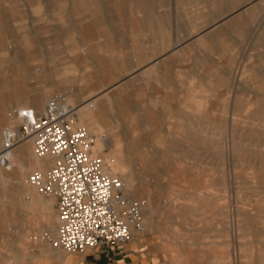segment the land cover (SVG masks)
I'll return each instance as SVG.
<instances>
[{"label":"rangeland","instance_id":"1","mask_svg":"<svg viewBox=\"0 0 264 264\" xmlns=\"http://www.w3.org/2000/svg\"><path fill=\"white\" fill-rule=\"evenodd\" d=\"M56 93L149 201L137 234L162 264H264V0H0V143ZM14 166L0 264H52L55 201Z\"/></svg>","mask_w":264,"mask_h":264},{"label":"built area","instance_id":"2","mask_svg":"<svg viewBox=\"0 0 264 264\" xmlns=\"http://www.w3.org/2000/svg\"><path fill=\"white\" fill-rule=\"evenodd\" d=\"M15 114L20 122L4 129L0 166L12 167L10 149L26 138L33 139L37 156L50 161L46 171L35 169L28 177L39 192L55 198L59 224L45 240L62 251L82 252L121 245L145 230L148 200L125 193L122 177L95 153L93 133L77 124V107L65 94L51 95L42 109L27 104Z\"/></svg>","mask_w":264,"mask_h":264},{"label":"crops","instance_id":"3","mask_svg":"<svg viewBox=\"0 0 264 264\" xmlns=\"http://www.w3.org/2000/svg\"><path fill=\"white\" fill-rule=\"evenodd\" d=\"M56 251L58 250H47L53 253ZM52 257V264H162L153 246L142 234H135L121 245H100L82 252L65 251Z\"/></svg>","mask_w":264,"mask_h":264},{"label":"bare ground","instance_id":"4","mask_svg":"<svg viewBox=\"0 0 264 264\" xmlns=\"http://www.w3.org/2000/svg\"><path fill=\"white\" fill-rule=\"evenodd\" d=\"M66 99L69 103H71L68 99V96H66ZM33 102L35 104H37L38 106H41L43 105V96L42 95H35L33 97ZM72 104V103H71ZM73 105V104H72ZM75 106V105H73ZM91 106V105H90ZM76 107V106H75ZM12 109V108H11ZM37 109V108H36ZM11 111V110H10ZM77 115H78V108H77V114H76V118H77ZM14 113H12L10 115V119L14 118ZM19 119V118H18ZM20 122V120H19ZM1 124V123H0ZM19 125V124H18ZM18 125L16 126H13L11 128H18ZM1 126V125H0ZM87 127V126H85ZM88 128V127H87ZM6 129V128H5ZM89 129V128H88ZM90 130V129H89ZM22 142H27L26 144H21V146H19L20 143ZM3 143H4V130L2 131V137H1V143H0V149L1 147L3 146ZM32 144V155L29 154V148H30V145ZM17 146H19V148L17 149V151H15V149L17 148ZM95 151V150H94ZM96 152V151H95ZM104 159V158H103ZM10 160H11V163H12V167L11 168H5V167H1L2 169L4 170H8V171H11L14 169V165H16V169L14 171H12L10 174L12 176L13 179H15L16 181L18 182H21V180H25L26 177L28 176L27 174L35 169H40L42 171H46L49 166H50V161L48 160L47 157H39L37 156L35 153H34V144H33V139L32 138H26L20 142H18L17 144H15L11 149H10ZM106 165H107V162L106 160L104 159ZM107 168L113 172V170L115 169L114 166H112L111 168L108 167L107 165ZM116 174V173H115ZM120 175V174H118ZM122 175V174H121ZM120 175V176H121ZM122 177V176H121ZM0 179H5V176H4V173L2 171H0ZM123 179V178H122ZM127 179L134 182V176L132 174H128L127 175ZM124 181V184H125V193L129 195V192L130 191H135L134 189L131 190V189H127L126 190V182L125 180L123 179ZM25 184V183H24ZM31 184V183H30ZM32 185V184H31ZM33 186V185H32ZM34 188H36L35 186H33ZM37 189V188H36ZM134 193V192H133ZM31 198L35 200V194L34 193H31ZM131 196V195H129ZM133 197V196H131ZM50 199H52V201L54 202L55 201V198L54 197H49ZM41 206H44L45 208L49 209L50 208V204L49 203H45V204H42V203H39ZM149 206V201H148V204L147 206L145 207V210H144V217H145V211L147 210ZM144 223L146 225V222H145V219H144ZM48 227H50V223H48ZM43 239V243H47L49 244L54 250H60V249H56L52 246V244L46 240H44L45 238H42ZM40 248V246H38Z\"/></svg>","mask_w":264,"mask_h":264}]
</instances>
